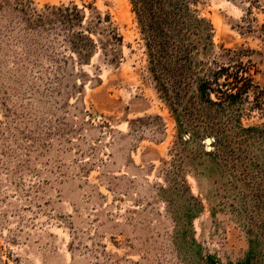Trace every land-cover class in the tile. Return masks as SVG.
Masks as SVG:
<instances>
[{
    "label": "rangeland",
    "instance_id": "obj_1",
    "mask_svg": "<svg viewBox=\"0 0 264 264\" xmlns=\"http://www.w3.org/2000/svg\"><path fill=\"white\" fill-rule=\"evenodd\" d=\"M0 264H264V0H0Z\"/></svg>",
    "mask_w": 264,
    "mask_h": 264
},
{
    "label": "trees",
    "instance_id": "obj_2",
    "mask_svg": "<svg viewBox=\"0 0 264 264\" xmlns=\"http://www.w3.org/2000/svg\"><path fill=\"white\" fill-rule=\"evenodd\" d=\"M147 12L150 14L148 10ZM147 26L150 36L154 40V34L159 33V27L156 24L152 25V23ZM248 81L252 80L242 72H231L228 67L209 69L197 83L194 97L201 103L208 105L220 106L224 105L225 102L235 105L241 101L244 102V97H248L250 87L248 85L243 86ZM212 96L216 97V101L212 100Z\"/></svg>",
    "mask_w": 264,
    "mask_h": 264
}]
</instances>
